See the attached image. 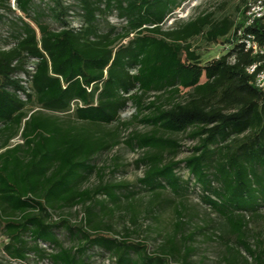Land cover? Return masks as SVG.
<instances>
[{
	"label": "trees",
	"instance_id": "obj_1",
	"mask_svg": "<svg viewBox=\"0 0 264 264\" xmlns=\"http://www.w3.org/2000/svg\"><path fill=\"white\" fill-rule=\"evenodd\" d=\"M239 1L240 22L201 12L163 29L184 0H51L52 29L32 0H15L30 22H13V45L0 49V233L8 258L95 264L94 255H107L110 264H191L189 245L199 233L224 245L223 264H264V241L249 242L251 219L264 208V89L247 72L252 64L264 69V19L245 26L247 0ZM5 2L0 10L11 11ZM73 8L79 27L69 20ZM113 14L121 23L108 21ZM198 35L229 49L202 64L188 43ZM251 36L263 54L244 48ZM33 96L48 111L76 103L73 116L25 117ZM128 104L134 113L121 120ZM133 124L149 130L123 139ZM18 134L21 143L10 146ZM178 135L195 142L183 158ZM120 144L141 152L132 162L144 169L135 182L106 179L128 166L117 158L96 165ZM92 176L97 183L87 185ZM194 189L225 220L233 243L208 223L183 235ZM76 207L80 216L71 221L64 211ZM167 210L175 216L172 231L150 252L142 221L158 223L154 213Z\"/></svg>",
	"mask_w": 264,
	"mask_h": 264
},
{
	"label": "rangeland",
	"instance_id": "obj_2",
	"mask_svg": "<svg viewBox=\"0 0 264 264\" xmlns=\"http://www.w3.org/2000/svg\"><path fill=\"white\" fill-rule=\"evenodd\" d=\"M65 5L75 6L74 0H63ZM8 2V3H7ZM7 5H9L11 11H7L4 9L0 10V49H5L13 45V39L11 34L14 32L13 22H17V19L24 18L23 15L17 10L15 0H6ZM34 7L43 9L46 12V16L44 17V21L52 28L58 29V24L53 21V19L47 14V8L52 6L51 0H32ZM241 3L239 0H184V2L175 9L172 13L168 15L165 19V22L162 26L163 29L171 28L175 22L177 21H185L190 16L199 14L201 12H212L213 19L220 20L222 18H228L232 21L240 22L242 20L241 16ZM71 18H69L70 23L73 27H79L81 25L80 17L77 15V9L73 8L71 12ZM25 19V18H24ZM26 22H30L28 19H25ZM108 21L111 24H119L121 20L117 19V17L113 14L108 17ZM188 43L199 56L200 63H205L212 59L219 58L224 55L229 49L228 44H224L222 41L217 43H208L203 35H198L190 40ZM30 67V64L27 65V69ZM22 79H25L23 75H20ZM76 103H72L70 107L63 112H55L41 109L35 102L34 96L32 101L27 104L23 110L24 116L27 117L30 113L34 111H42L46 114L57 116L60 118H67L73 116V110ZM134 113V108L128 104V108L120 113L121 120H128ZM147 131L148 127L141 124H133L127 127L122 132V138L124 139L126 135L131 131ZM180 144L183 146L179 156L177 158H183L188 156L190 152V148L195 144L194 141H191L187 138L186 135H178ZM21 139L19 134L16 135L13 139L10 140V146L15 144H20ZM141 152L139 151H131L126 148L123 144H120L113 148L111 151L104 152L96 158V165L99 167L107 166L111 163V160L117 158L119 162L128 164V166L119 169V171L115 172L113 176H107L106 179L113 181H128L135 182V180L142 176L143 167L139 169H135L132 165V162L139 157ZM108 169V168H107ZM105 170L106 175L108 174V170ZM180 174L185 178L187 174L185 171H179ZM97 183V177L92 176L87 185H94ZM200 190L194 189L188 196V201L186 203V207H188L185 213V219H189L192 217L190 223L187 224L183 235H187L190 232L197 230V227H203L205 223L212 225L213 230H215L216 235L224 236V239L233 243L234 238L227 235V227L225 220L218 216L216 213L212 212L210 208L204 205L200 200ZM145 197V196H144ZM147 200V198H145ZM144 200V201H145ZM259 217L251 219L249 227L251 228L252 238H249L250 243H254L257 241H264V208L260 210ZM65 216H68L71 221H77L80 216L79 207L73 208L71 210L64 211ZM156 218L158 219V223L154 219H147L146 221H142L143 227H145V232L143 233V237L147 240L149 244V251H155L163 241L164 235L168 232L172 231V222L175 220V216L171 210H167L162 213L155 212ZM113 226L116 230L122 228L121 222L115 218L113 220ZM159 234V235H158ZM6 239L0 233V264H37L33 260H28L27 262H19L16 260H12L8 258L7 255L4 254L2 247L6 243ZM191 248L195 249L194 253L190 255L189 262L191 264H223L221 258L224 252V245L217 240L216 238L207 239L203 237L201 234L196 233L194 235V241L189 245ZM254 247V245H251ZM262 245H259V248ZM248 260L250 258L242 252ZM95 264H110V258L105 255H94ZM38 264H48L45 261H42Z\"/></svg>",
	"mask_w": 264,
	"mask_h": 264
},
{
	"label": "built area",
	"instance_id": "obj_3",
	"mask_svg": "<svg viewBox=\"0 0 264 264\" xmlns=\"http://www.w3.org/2000/svg\"><path fill=\"white\" fill-rule=\"evenodd\" d=\"M258 19H264V0H247L245 11V26L252 24ZM240 34V31L238 32ZM244 48L252 54H263L261 49L254 41L253 37H248L243 41ZM258 64H252L247 67V72L255 73L254 84L259 89H264V69L256 71ZM32 67H28L31 69Z\"/></svg>",
	"mask_w": 264,
	"mask_h": 264
}]
</instances>
